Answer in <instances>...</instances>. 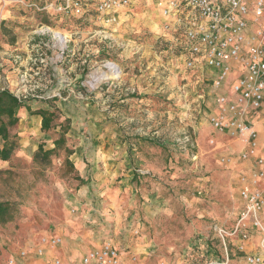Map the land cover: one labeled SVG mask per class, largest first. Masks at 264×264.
I'll use <instances>...</instances> for the list:
<instances>
[{
    "label": "rangeland",
    "instance_id": "1",
    "mask_svg": "<svg viewBox=\"0 0 264 264\" xmlns=\"http://www.w3.org/2000/svg\"><path fill=\"white\" fill-rule=\"evenodd\" d=\"M26 1L28 5L14 2L11 6H19L17 15L23 17L13 22L18 25V38L28 36L27 44L31 45L32 32L49 24L51 31L68 39L64 63L54 68L61 73L70 59L71 91L85 99L64 101L59 97L56 105L61 121L66 117L72 120L68 138L75 153L71 159L78 174L88 182L82 185L73 175L64 174L65 152L54 157L52 166L43 173L34 167L33 154L38 145L52 147L57 132H42L38 117L19 122L16 129L20 140L27 139L25 151L20 143L17 155L0 163L1 170L12 171L0 174V200L9 199L18 206L14 221L0 225V264H6L12 254L42 234L60 235L63 252L75 260L104 242H112L120 248L154 245L156 252L146 264H176L188 247L201 242L208 252L202 256L198 249L199 258H193L190 264L222 261L224 251L211 226L218 223L231 229L235 223L241 207L237 172L220 162L229 151L228 140L223 141L206 118L195 122L190 113L193 105L188 110L175 98L168 99L181 77L177 82L172 69L166 68L168 62L169 68L174 62L164 52L166 44L158 28H152L153 23L160 27L161 18L150 6L140 4L131 9L134 14L130 21L109 26L98 20L96 0H85L89 11L83 17L40 13L31 2L48 0ZM11 30L10 26L3 27L0 39L2 34L10 38ZM79 30L84 38L78 37ZM41 36L39 53L44 54L39 58L58 54L61 44L53 48L57 41L52 34ZM78 47H86V54L82 55ZM32 55L18 49L19 57ZM108 61L115 62L120 72L104 68ZM114 74L113 84L99 85L96 81ZM166 82V92H151ZM25 84L30 92L32 78L28 77ZM97 85L98 89L92 88ZM97 92L101 93L99 98H95ZM196 126L198 135L193 133ZM184 133L193 134L198 144L196 160L177 142ZM212 137L218 146L209 144ZM147 139L151 143L145 144ZM232 148L238 151L239 144ZM93 153L99 162L92 160ZM126 161L131 165L127 166ZM129 167H134V173L140 169L150 175L138 187L133 177L127 181L128 176L123 174L129 173ZM230 254V264H246L236 249Z\"/></svg>",
    "mask_w": 264,
    "mask_h": 264
},
{
    "label": "built area",
    "instance_id": "2",
    "mask_svg": "<svg viewBox=\"0 0 264 264\" xmlns=\"http://www.w3.org/2000/svg\"><path fill=\"white\" fill-rule=\"evenodd\" d=\"M150 1L166 20L164 52L172 61L182 58L186 73L191 72L185 80L198 77L204 82L208 75L211 77L209 88L200 93V97L206 105L208 102L212 105L210 110L206 109V117L214 132L241 144L237 153L223 154L220 158L225 168L237 172L241 207L231 229L212 224L224 251L223 260L212 264H230V239L236 240L235 249L243 254L246 264H264V0H96L95 12L99 21L117 26L124 11ZM34 6L48 14L76 17H83L89 11L85 0L52 1ZM44 28L37 34H52L57 41L53 48L58 43L61 46L58 54L37 61L42 70L35 75L63 64L68 51V39L64 34L51 31L49 26ZM19 58L16 54L15 61ZM110 65L120 72L115 62L108 61L103 67L112 69ZM116 76L105 75L96 81L99 85L113 84ZM28 77V73H23L21 87L12 92L23 99L42 98L30 96L32 91L28 92L25 84ZM99 85L92 88L98 89ZM225 88L229 92H225ZM53 97H60V94ZM177 142L192 159H197L198 144L193 134L184 133ZM209 144L218 146L215 137L209 139ZM254 239L259 241L257 249L251 246ZM62 244L60 235L42 234L34 243L12 254L6 264H26L34 258H46L44 264H146L140 252L129 247L120 248L112 242H104L73 261L49 256Z\"/></svg>",
    "mask_w": 264,
    "mask_h": 264
},
{
    "label": "crops",
    "instance_id": "3",
    "mask_svg": "<svg viewBox=\"0 0 264 264\" xmlns=\"http://www.w3.org/2000/svg\"><path fill=\"white\" fill-rule=\"evenodd\" d=\"M17 2H22L23 4H27L29 2H27L26 0H0V32H2V28L3 27H11V31H8V34L10 35V38H7L6 34H2L1 39H0V89L3 88H8L11 91H15L18 88V84L21 83V76L23 73H28L30 71L29 77H32L33 80V85L32 88L33 90L32 93H30V96H38L40 95V97L42 98H36L34 100H31L30 102H28V104L31 105L32 110H37L38 108H44L43 107V102L45 99L47 98H51L57 94H60V97L64 100V101H69L71 98H75V97H80V98H84V95L81 94H75L72 93V89H71V84L72 81L70 79L71 75V71H72V67L70 66V59L67 61V63L64 64V69H62L63 71L58 72L57 68H47V73L43 72L41 75H35L34 73L36 71L41 72V67L39 64H36L37 61H39V58L42 53H39L40 51V44L43 42V37L40 36L39 34H37V31H33L32 34L36 33L35 35L33 34V36L30 38L32 39L33 43H31V45L27 44V39L28 36L26 37H21L18 38V25H16L13 22H18V19H22L23 17L18 16V12H16L19 9V6L16 9H13L11 6L13 4ZM140 5V4H139ZM136 5V6H139ZM148 6H150L151 11L153 10V14L155 12V16L156 17H160L162 20V24H157V26L155 25V23H153V27L154 29L158 28L159 31V35L162 39H164V36L166 35L164 32V28L163 25L166 22V20L161 16L160 11L157 9V7L154 5V3L152 1H150L149 4H147ZM135 6V7H136ZM134 8V7H132ZM131 8V9H132ZM128 10V11H124L121 15V19H120V24L122 25L125 21H130L132 15L134 14L132 10ZM36 11H38L36 9ZM149 19H153L152 16H148ZM79 32V38H84L85 34L82 33V31H78ZM77 33V32H76ZM69 35V34H68ZM5 38V39H3ZM165 40V39H164ZM76 41V40H74ZM18 45L20 50H24L25 52H33L32 56H27V58H23L20 57L18 59V61H15V56L16 54H18ZM77 50H82L83 54H86V47H78ZM23 52V51H22ZM53 53V52H52ZM79 55L81 54V52L78 53ZM34 55H35V59H34ZM37 55V56H36ZM38 57V58H37ZM70 57V56H69ZM183 59H173V64L171 66V68H169L170 62H168L166 68L168 69H172V73H174L175 79L178 82V79L181 77V81L180 83L177 85L176 83V90H173L172 93L169 94L168 99L170 98H175L176 101L180 102V104H184L183 106L186 107V109L189 110V108H191V106L193 105V109L190 111V113L194 116L195 118V122H199V120H203L204 118L207 119L206 117V109L210 110V107L212 106L211 104L207 105L205 104L206 102H203L201 99V95L200 93L204 92L207 88H209V85L211 84V77H209V75L207 76L208 78L205 79V81H199L200 79L197 77H193V78H189V80H185V78L187 77V75H190V73H186L184 67L182 66V61ZM87 60L85 59L84 62H86ZM172 61V60H171ZM19 63V65H18ZM30 65V68H28V66ZM25 68V69H24ZM170 81V80H169ZM176 82V81H175ZM168 82L163 83L162 86L159 87V89L156 88H152L151 92L153 93H163L166 92V86H167ZM21 85V84H20ZM200 86L202 88H200ZM63 91H67L66 95L63 96ZM225 92H229L228 88L224 89ZM207 92V91H206ZM99 93V92H97ZM208 93V92H207ZM65 94V93H64ZM101 96V93L97 94L95 96V98H99ZM102 101V98L100 99ZM144 99H142L141 101H143ZM147 101V99H146ZM144 100V102H146ZM40 103V104H39ZM104 114V113H101ZM19 116H21L20 122L22 123L24 120L27 121L30 117H38L39 118V123H41V119L39 116L37 115H30V113L27 111L26 108L21 109L19 111ZM195 135H198V127L196 126L194 128V132ZM223 137V141H225V138L228 140V148L229 151L228 153H232L235 154L237 153L240 149H241V144L239 141H234V140H230L229 138L222 136ZM27 140V139H26ZM26 140H20V143H22V151L24 152V144L26 143ZM238 143L239 144V148L238 151H236L237 149L232 148V146L234 144ZM100 148L102 149V146H99V150ZM36 149V148H35ZM34 149V151H35ZM84 151L88 150L87 148L83 149ZM95 150V149H94ZM87 154V153H86ZM92 156V160L94 162H99L100 159L96 156V153L91 154ZM4 161L0 160V163H3ZM126 165L129 166L131 165L130 161H126ZM134 167H129L128 169V174L123 173L124 175H127L128 178H126L127 181H130L131 178L133 177V173H134ZM129 187H131L130 185H128ZM235 224V223H234ZM230 245H231V252L233 250H235L236 248V240L235 239H231L230 241ZM154 245H138V247H131L130 249L133 251H138L140 252L144 258H146V261L148 259H150L152 257V255L156 252V249L153 248ZM251 246L253 247V249H257L259 246V241L258 239H254ZM139 248V249H138ZM142 248V249H141ZM142 251H141V250ZM201 249V255L205 256V254L208 252L207 250H205V246L203 245V243H199V242H195L193 243V246L188 247V251H186L184 254L181 255V257L178 259L176 264H190V262L192 261L193 258H199L200 254V250ZM205 250V252L203 251ZM195 253L194 256H191L190 252ZM188 252V253H187ZM51 255H57L60 256L63 259H66L68 261H73L75 259L70 258L66 253L63 252V248L62 246L59 248L58 251H56L55 253L50 254ZM191 256V257H190ZM46 259V258H45ZM45 259H30L26 262V264H44L45 263ZM231 260V259H230ZM233 260V259H232ZM213 261L210 262H205L203 264H212ZM231 262V261H230ZM194 263V262H193Z\"/></svg>",
    "mask_w": 264,
    "mask_h": 264
},
{
    "label": "trees",
    "instance_id": "4",
    "mask_svg": "<svg viewBox=\"0 0 264 264\" xmlns=\"http://www.w3.org/2000/svg\"><path fill=\"white\" fill-rule=\"evenodd\" d=\"M51 1L52 0H48L45 3H39L37 1L30 2L32 6H44ZM33 9H35V6ZM38 12L43 13L45 11ZM46 25L50 26L49 24ZM31 100L34 99L17 97L8 88L0 89V160L9 162L17 155L21 139L16 129L21 119L19 111L26 108L30 115H37L40 117L42 132H57L52 147L46 148V145L43 143L38 145L37 150L33 154V166L43 173L52 166L54 157L59 156L61 152H65L64 168L66 172L64 174L73 175V178L78 180L82 185L86 184L88 181L78 174L75 164L71 159L72 155L75 153L74 147L69 144L68 138V134L72 129V120L66 117L61 121V111L56 105L59 97L45 99L44 102L48 103L49 108H39L37 110H32L31 105L28 104ZM146 143L151 142L147 139L145 140V144ZM139 170L140 169H135L132 178L133 182L138 187L141 186L140 184L143 180H146L150 175L140 172ZM2 173L12 174V171L10 169L6 171L0 169V174ZM17 207L15 201L9 199L0 200V225H6L14 221L18 212Z\"/></svg>",
    "mask_w": 264,
    "mask_h": 264
},
{
    "label": "bare ground",
    "instance_id": "5",
    "mask_svg": "<svg viewBox=\"0 0 264 264\" xmlns=\"http://www.w3.org/2000/svg\"><path fill=\"white\" fill-rule=\"evenodd\" d=\"M110 66H112V65H110ZM115 67H116V66H115ZM115 67L112 66V69H114ZM114 71H115V73L118 72L116 69H114Z\"/></svg>",
    "mask_w": 264,
    "mask_h": 264
}]
</instances>
